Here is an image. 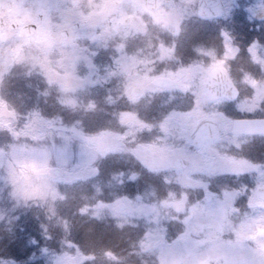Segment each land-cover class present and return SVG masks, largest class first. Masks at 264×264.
Wrapping results in <instances>:
<instances>
[{
  "label": "clouds",
  "instance_id": "clouds-1",
  "mask_svg": "<svg viewBox=\"0 0 264 264\" xmlns=\"http://www.w3.org/2000/svg\"><path fill=\"white\" fill-rule=\"evenodd\" d=\"M0 264H264V0H0Z\"/></svg>",
  "mask_w": 264,
  "mask_h": 264
}]
</instances>
